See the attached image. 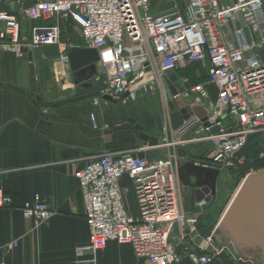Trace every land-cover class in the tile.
I'll use <instances>...</instances> for the list:
<instances>
[{
	"label": "built area",
	"instance_id": "1",
	"mask_svg": "<svg viewBox=\"0 0 264 264\" xmlns=\"http://www.w3.org/2000/svg\"><path fill=\"white\" fill-rule=\"evenodd\" d=\"M161 1L16 0L15 14L1 9L11 0H0L1 50L21 56L23 46H61L62 23L74 25L86 47L101 49L99 65L106 87L94 99L96 106L109 105L105 97L123 105L136 103L141 93L152 98L161 93L164 105L166 72L209 65L207 82L186 90L191 104L205 110L207 126L180 130L178 139L170 142L165 125L158 147L169 150L165 157H138L148 147L105 152L76 172L90 240L75 250V264H97L98 253L111 242L131 246L135 256L149 264H178V248L192 264L240 263L216 229L208 237L200 234L205 202L195 204L197 211L186 210L178 170L189 158H181L177 149L193 147L204 155L197 166L233 173L244 164L241 151L249 136L264 132V0H166L168 9L159 6ZM18 15L33 24L29 44L22 41ZM60 59L69 65L66 52ZM181 82L190 83L186 77ZM209 86L215 88V96ZM90 121L94 130L110 128L99 123L96 113ZM124 178L131 187L122 188ZM131 190L137 215L125 206ZM13 207V197L0 190V209ZM20 210L31 231L54 216L40 196ZM17 246L14 242L9 247ZM225 255L232 263L224 260Z\"/></svg>",
	"mask_w": 264,
	"mask_h": 264
},
{
	"label": "crops",
	"instance_id": "2",
	"mask_svg": "<svg viewBox=\"0 0 264 264\" xmlns=\"http://www.w3.org/2000/svg\"><path fill=\"white\" fill-rule=\"evenodd\" d=\"M11 4L13 10L16 5ZM14 10L17 12V8ZM20 21L22 41L29 44L32 24L22 17ZM74 32L81 41L75 26ZM69 45L62 41L61 46H26L34 57L36 93H30L29 63L21 60L19 54L0 49V190L14 199L13 208L0 209V260L5 264H75V250L90 240L76 172L105 152L143 147L138 145L136 131L157 137L161 143L165 138L163 125H167L170 142L181 134L184 119L180 109L171 111L165 101L159 105V96L151 98L141 93L136 103L94 105L106 85L105 76L98 67L95 77L85 85H75L70 68L60 59ZM188 73L190 76L180 75L195 81L199 76L196 70ZM209 90L216 95L213 86ZM92 113L97 114L100 124L110 128L94 130ZM191 151L192 148L179 149L178 155L186 158ZM168 152L162 147L158 157H165ZM170 152L174 153L173 148ZM121 186L129 188L131 181L124 178ZM36 196L48 204L54 216L39 230L31 231L20 208ZM125 206L130 214L137 215L132 190L126 193ZM14 242L18 246L10 248ZM172 243L174 247L177 241ZM176 253L181 258L178 264H192L183 248ZM241 253L238 255L244 264H264V252ZM97 264L149 262L138 259L131 246L111 242L98 253Z\"/></svg>",
	"mask_w": 264,
	"mask_h": 264
},
{
	"label": "water",
	"instance_id": "3",
	"mask_svg": "<svg viewBox=\"0 0 264 264\" xmlns=\"http://www.w3.org/2000/svg\"><path fill=\"white\" fill-rule=\"evenodd\" d=\"M100 50L81 47L71 49L69 52L70 72L75 85H85L84 82L95 77L98 70L97 64L100 61ZM20 53L22 54L20 59L29 63L30 93H36L37 80L33 53L26 47H22ZM163 82L167 87L170 110H175L172 97L178 96V109L184 121H188V125H185L182 130H193L199 124L207 126L205 111L202 108H192L188 93L185 92L190 88V84L179 82V77L174 71L166 72ZM17 90L26 91L19 88ZM108 100L111 99L108 98ZM195 117L200 121L193 119ZM135 134L138 137L139 146L152 148L139 153L138 157L149 160L157 158L160 139L137 131ZM178 173L184 186L197 189L196 200L198 202L213 201L216 196L218 171L197 166L193 161H187L181 165ZM218 232L228 244H231V252L235 258L240 257L239 252L244 254L247 251L259 254L264 252V170L252 171L245 176L233 200L222 215L218 224Z\"/></svg>",
	"mask_w": 264,
	"mask_h": 264
},
{
	"label": "trees",
	"instance_id": "4",
	"mask_svg": "<svg viewBox=\"0 0 264 264\" xmlns=\"http://www.w3.org/2000/svg\"><path fill=\"white\" fill-rule=\"evenodd\" d=\"M2 10L12 11L11 7L7 4L1 7ZM33 25V24H32ZM62 41L72 46H82L83 43L78 39L74 32V26L71 23H64L62 25ZM197 65H191L183 69L180 74L185 75L189 70H196ZM206 78H200L198 81L190 78L191 85H198L204 83ZM241 157H243L244 164L237 170L233 171L239 175V178H244L251 171L264 170V132L255 133L249 136L245 147L241 151ZM214 209V208H213ZM210 212V211H209ZM216 220L212 215H209L208 211L204 213L199 224L198 229L203 237H208L214 231L216 227ZM224 260L232 263L231 260L225 255ZM212 264H217L213 262Z\"/></svg>",
	"mask_w": 264,
	"mask_h": 264
},
{
	"label": "rangeland",
	"instance_id": "5",
	"mask_svg": "<svg viewBox=\"0 0 264 264\" xmlns=\"http://www.w3.org/2000/svg\"><path fill=\"white\" fill-rule=\"evenodd\" d=\"M162 4H164L166 9H168L170 7L166 0L161 1L159 6H161ZM15 5H17V4L15 3ZM16 8L18 9V6H16ZM207 70H208L207 63L204 64V65H199V66L196 67V72H198L199 76L203 77V78L206 77ZM185 75L186 76H190L189 73H188V75L185 73ZM198 77L196 78L197 81L199 79ZM160 97L163 99L162 95H160ZM161 127L163 128L164 125L161 126ZM178 150H179V148L177 149V153H178ZM244 178H239L238 174L231 173L230 177L221 178L220 179V191H221L220 192L221 196H219L220 200L218 199V202H217L216 206L214 207V209L211 208L209 210L210 212L208 211L209 215H212L215 219H217L216 220V223H217L216 225H218L222 215L224 214V212L228 208V205L230 204V202L232 201V199L235 196L236 192L238 191V189H239L240 185L242 184ZM185 192L188 195V198L185 200L184 204H185V207L187 208V210H189V209L193 208L192 197H191V193H190L189 190H185ZM195 210L197 211V209H195ZM216 238L218 239L217 236H216Z\"/></svg>",
	"mask_w": 264,
	"mask_h": 264
},
{
	"label": "flooded vegetation",
	"instance_id": "6",
	"mask_svg": "<svg viewBox=\"0 0 264 264\" xmlns=\"http://www.w3.org/2000/svg\"><path fill=\"white\" fill-rule=\"evenodd\" d=\"M160 105V104H159ZM197 160H195L194 162H196ZM215 171V170H214ZM231 176V173H227V174H223L221 172H219V176H218V180H217V183H216V196L213 198V201H211L210 203H207L205 202V200H202L200 202H205V207H206V212L209 211L211 208H214L218 202V199L220 200V179L221 178H227V177H230ZM185 190H189L190 193H191V197H192V202L193 204L197 203L198 201L196 200V191L197 189L196 188H190V187H186ZM201 194V193H200ZM186 196V195H185ZM188 198V196L186 197V199ZM205 209L203 208V211Z\"/></svg>",
	"mask_w": 264,
	"mask_h": 264
}]
</instances>
